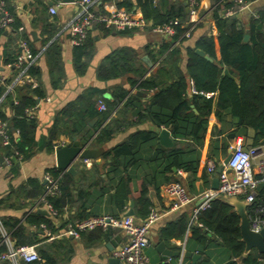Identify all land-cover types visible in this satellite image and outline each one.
<instances>
[{
	"label": "trees",
	"instance_id": "1",
	"mask_svg": "<svg viewBox=\"0 0 264 264\" xmlns=\"http://www.w3.org/2000/svg\"><path fill=\"white\" fill-rule=\"evenodd\" d=\"M6 3V8L14 17L11 24L13 34L9 43L13 46V55L6 60L14 70L16 77L21 71L16 66L19 56L22 52L20 46L23 40L28 41L34 54H38L42 49L33 48L31 45L30 35L25 29L19 30L22 22L16 14L14 8ZM137 5L141 7L143 17L154 23H163L171 19H179L180 22L175 25V34L169 39L158 57L164 50L172 47L173 43H178L163 57L156 70L148 73L138 54L129 48H120L114 51L110 56L98 66L97 75L99 79L109 80L132 74L134 77H128L131 86L138 84V91L129 94L128 89L121 88L113 93L112 98H108L105 90L91 87L80 95L75 101L70 102L57 115L54 123V133L51 137L57 136L62 130V116L70 115L78 110L88 114L90 118L99 117L100 125L107 121L114 107L125 100V106L134 105L135 114L138 121H150L155 129L149 131H137L131 134L126 140L115 145L105 152L104 158L110 160L107 172L108 187H103L98 197L104 194L109 195L111 203L107 214L112 217H122L129 204L130 199L135 200L137 216L143 218L148 216L150 207H152V192L160 194L162 185L171 181L183 180L179 177L170 179L167 172H173V168L181 169L187 172L186 188L190 193L198 191V170L202 155L209 117L214 111V99L206 97L203 92H218L217 108L215 114L223 122H229L235 127L252 126L255 129L253 144L260 145L264 143V13L260 11V18H249L246 26L240 16L222 18L219 11L224 7L233 4L232 0H209V5L213 6L219 3L213 11V18L216 20L217 33L212 31L201 37L195 46H186L187 57H183L181 45L188 38L182 37L188 28V12L184 5L185 0H176L175 3L166 11H162L156 4V0H136ZM253 1V0H246ZM197 9L200 13L205 12L202 0H197ZM119 8L129 12H134V2L131 0H120L116 2ZM48 2L40 1V7L37 13L40 21L43 22V31L46 38L43 39L45 46L48 41L52 40L60 30V25L54 23L53 19L47 15ZM103 10V4L98 8ZM99 28L110 31L104 24H97ZM201 26L198 25L193 33ZM248 27V29H247ZM93 29V28H92ZM91 29V30H92ZM5 29L0 30V35ZM91 30L83 42L78 43L74 49V65L79 73H84L89 60L92 58L95 42L91 37ZM249 34L250 38L246 41L245 35ZM218 45V46H217ZM204 50L213 61H208L196 53V49ZM219 59H217V53ZM47 56L54 85H58L64 78V69L62 65L61 47L56 40L51 42L43 51ZM158 58H156L157 60ZM228 68L230 73L237 78L234 79L224 74V69ZM34 78L40 76V67L31 65L25 72ZM5 78V83L0 82V99L7 92V84L15 77ZM39 79V78H38ZM191 81L194 82L198 93L191 92ZM19 87H15L17 90ZM33 93L21 95L16 104H13L14 113L8 117L0 108V117L8 122L10 130L19 129L18 139L12 136L10 145H3L0 142V158L11 157L12 164L9 169L12 173H17L19 163L29 158L34 152L37 145L36 128L37 121L29 115V109L37 105V98L44 96V91L40 85L31 87ZM19 90V89H18ZM153 90V92H151ZM149 94L145 102H141L143 95ZM12 92L6 93V99L11 100ZM99 99H103L107 104V110L100 111L97 107ZM1 106V104H0ZM227 111L228 119L223 117V112ZM111 121L102 125L98 131L94 143L103 145L110 140L115 132ZM87 125H78L72 123L70 129L72 138L78 135ZM162 128H169L171 131L174 145L171 148H163L158 144V132ZM62 132V131H61ZM75 134V135H74ZM228 138L236 136V131L232 130L227 133ZM217 142V140H214ZM213 143V141H212ZM53 148V147H51ZM149 148L153 151L148 157V162L153 165V171L137 172L144 165L142 163L143 151ZM229 142H223L221 146L215 145L210 150L209 158L213 159L217 166L228 153ZM1 164V161H0ZM75 165V164H74ZM79 187L78 198H75L74 177L65 171L59 169H50V175L58 179V191L55 194L46 195L45 200L52 205L57 213L58 218H63L67 211L75 212L69 215L63 221L66 226L69 222L87 219L93 216H99L94 212H88L89 197H92L90 191L81 186V181L85 178L84 172L79 170ZM138 178L141 180L140 187L137 189V195L134 196L131 184ZM204 182L210 184L211 179L205 174ZM112 186V187H111ZM25 195L40 200L45 194L43 185L35 179H30L23 186ZM264 204V181L259 184L257 202L249 208ZM43 206L44 202H40ZM1 213V212H0ZM2 215V214H1ZM3 217V216H2ZM4 219V218H3ZM198 221L202 224L204 231L195 229L194 237L198 252L203 255L202 262L208 263L212 258L214 248L218 249L221 264H264V253H259L253 249L247 256H244L245 243L241 240L240 216L229 205L223 197L215 198L211 201L210 207L200 211ZM6 227L11 232L16 246L36 245V248L44 260V264H57L55 250L59 246V241L55 238L50 239V235L45 233L43 236L38 233V229L32 234L27 233V228L45 225L48 231L54 235L57 232V224L49 217H46L38 211L28 215L25 222L19 219H4ZM185 228V227H184ZM116 229V228H115ZM114 232L113 228L106 229L96 228L88 232L90 239L102 241ZM86 233L83 232L82 235ZM70 239V236L65 237ZM51 241H48V240ZM44 243L41 247L38 244ZM5 250L0 246V253ZM215 255V254H214ZM1 264H11L9 261H3Z\"/></svg>",
	"mask_w": 264,
	"mask_h": 264
},
{
	"label": "crops",
	"instance_id": "2",
	"mask_svg": "<svg viewBox=\"0 0 264 264\" xmlns=\"http://www.w3.org/2000/svg\"><path fill=\"white\" fill-rule=\"evenodd\" d=\"M1 1L2 0H0V2ZM40 1L48 2L50 5L48 0H7V3H9L16 11L24 29L29 33L32 47L38 50L42 49L37 54L36 62L33 64L40 67L41 73L38 77L39 79L34 78L33 76L28 78V75L25 73L23 81L18 82L15 86L19 87V90H14L15 87L7 90L6 93H9L10 91L12 92L11 96L13 97L11 100L8 101L6 99V93L3 95L4 97L1 98L0 108L8 117H11L14 113L13 104L18 102L20 96L25 94L33 95V93L30 92V86L33 88L40 85L41 90L44 91V96L37 98V107L34 111L33 117L37 121V145L34 147L35 152L29 158L19 163L17 173L10 172L9 167L4 164L0 165V212L4 219H19L20 222H25L28 215L35 211L54 220L57 224V228H59L57 232H54L55 239L59 241V246L55 250L57 264H110L109 258L113 256V250H110L107 244L116 236H120L121 239L117 242V246L124 243L127 237L123 229L113 228L114 232L102 241H94L93 239H90L88 236V232L90 231H86V234L81 235L80 238L70 237V239H66L65 237L68 236L61 235L66 227L63 224V221L67 219L69 215L74 214L76 208L74 207L72 211H67L63 218H58L57 213L52 214V212L44 205H40L42 198L40 200H35L34 197L31 198L30 196L25 195V189H23V186L27 184L28 180L35 179L46 189L47 176L50 175L48 171L50 169H58L55 155L56 147L72 141L73 134L70 129L72 123L75 122L78 125H87V128L83 129L75 137L81 141L82 145L90 148H103L104 152L98 159H89L88 162L79 159L75 162V165H77L79 170L83 171L85 175V178L81 181V186L88 189L92 194V197H89L88 203L90 208L87 211L99 215L107 214L111 206L109 201L110 193L104 194L100 197L97 195L103 187L110 186L107 182V172L110 160L104 158L105 152L126 140L131 134L137 131L153 130L155 129V126L150 121H138V117L135 114L136 106H125V100H122L114 107L108 120L102 124L104 125L111 121L113 125L112 127L115 129L112 138L103 145H96L94 140L98 131L102 127V125H100L99 117L90 118L88 114H84L81 110L75 111L71 115L69 113L62 116V132L60 131L57 136L52 138L51 134L54 133L53 126L56 117L64 107L70 102L75 101L91 87L105 90V94L108 98H112L113 93H116L117 90L121 88L128 89L129 94L138 91V84L131 86L128 81V77H134L132 74L109 80L98 78V66L114 51L120 48L133 49L138 54V57L142 59V63L138 64H142L144 68L147 69V72L150 73L157 69L159 61L165 57L172 47H169L168 49L166 48L158 57L162 48L167 45L166 43L169 41V39L163 34L153 32L149 29L115 30L109 28L110 31L108 32L103 28L94 26L91 30V37L95 42L94 53L89 60L85 72L79 73L74 65V49L77 44L73 43L70 33L65 29L66 22L76 11V5L61 3L56 7L57 12L55 14H52L48 7L47 15L53 19L54 23L60 25V30L56 33L55 37L48 41L44 46L43 39L46 38V34L43 31L44 24L42 21L38 20L40 17L36 11L40 7ZM117 1L120 0H100L97 4V9L101 4H103L104 7L116 3ZM131 1L135 4L133 11L143 15L141 7L137 5V1ZM175 1L176 0H156V4L162 11H166L175 3ZM249 2L254 9L264 13V0H253ZM202 3L205 8L209 6V0H202ZM241 18L247 26L250 18L249 14L244 13ZM33 31L36 32V38L32 34ZM209 31H211V28L208 24L201 26L184 44L181 45L184 58L187 57L185 47L189 45L195 46L196 42L201 37L208 34ZM12 34L13 30L9 28L5 29L0 35V67L3 68V70H0V76H4L5 78L14 76L13 67L6 62V59L13 55L12 52L14 51L13 46L9 43ZM54 40H56L61 47L62 65L64 69V78L61 82H58L57 86L52 82L48 59L43 52ZM216 53L217 59H219L218 51H216ZM145 56H148L152 66L144 60ZM156 58L158 59L156 60ZM234 79L237 80L236 77H234ZM13 80L17 81V76L13 78ZM151 92H153V90ZM140 93L144 97L141 102H145L149 94ZM210 93H212L211 97L214 99V111L209 117L206 137L202 147L200 166L197 174L199 179L197 182L198 191L193 193L189 192L191 196H194V199L180 209L171 208L172 199L164 191V186L167 183L162 185L160 194L157 195L155 192H152L153 203L150 210L156 209L161 213V216L150 229V244L146 248L149 264H221L220 256L217 253L218 249L214 248L213 252L215 255L213 254L208 263H206V261L202 262L203 255L198 252L199 248L196 245L194 228H197V231L204 232L206 228H202V224L198 221V217L194 219L195 208L201 201L197 195L208 188H211V181L216 173H210L207 169V161L210 159V150H212L215 145L221 146V144L226 141L229 142V148L237 142H243V144L248 147L253 146L255 144H253V136L256 131L252 126H242L237 128L227 122V120L226 122H223L218 119L215 114L218 92ZM222 114L225 119H228L229 114L227 111H224ZM92 121L94 122L93 126L90 125V122ZM232 130L236 131V136L229 139L227 133ZM214 140H217V142H214ZM158 144L163 148H171L165 147L160 143L159 132ZM151 154H153V151L149 148H146L143 151L144 159L142 160V163L144 165L140 170H137V172H145L146 170L153 171V165L148 162V157ZM205 174L211 179L209 185H206L204 182L203 178ZM166 175L167 177H170V179L179 177L184 183L187 181L188 176L187 172H184L181 169H177V171L173 170L172 173L167 172ZM140 184L141 180L138 178H136L133 184H131L132 189L134 190V196L137 195V189L140 187ZM75 191H77V195L74 192L75 198L77 199L78 189L76 188ZM131 201L134 202L133 209L135 212L132 216L137 223H141L143 218L137 216L136 204L133 198L129 200L124 215L129 211ZM40 209H46L50 214L45 215L39 212ZM37 229L40 235L43 236L45 233L47 234V230H45L42 225H40V228H37L35 225L30 226L27 228V233L32 235V237H35V234L33 235L32 233ZM48 241L51 240L49 239ZM44 243L46 242H41L38 245L43 247ZM161 244L164 248L160 247ZM163 249L171 252L165 254L162 251ZM188 251L194 252L199 256L196 259L186 257L184 253ZM21 264L35 263L22 261Z\"/></svg>",
	"mask_w": 264,
	"mask_h": 264
},
{
	"label": "built area",
	"instance_id": "3",
	"mask_svg": "<svg viewBox=\"0 0 264 264\" xmlns=\"http://www.w3.org/2000/svg\"><path fill=\"white\" fill-rule=\"evenodd\" d=\"M52 2L49 10L52 14L57 12L56 7L62 3L61 0H48ZM100 0H76L73 4L76 5L74 15L66 22L65 29L70 33L73 43L78 44L83 42L87 37L88 32L97 24H104L105 27L115 30L126 29H149L153 32L163 34L170 39L175 34V25L180 22L179 19H171L163 23H154L144 19L143 15L138 12H129L119 8L116 3L103 7V10L97 9V4ZM188 7V28L182 37L190 38L193 31L198 25L208 24L211 31L216 35V20L212 14L216 6H208L205 12L200 13L197 9V0H185ZM233 4L222 8L219 15L222 18L232 16H243L244 13L249 14V17L260 18L259 10L254 9L249 1L232 0ZM0 30L11 28L14 17L6 8V3L0 2ZM24 27L20 26L19 30ZM178 43H173L172 48ZM22 52L16 66L21 68L17 75V81L12 80L7 84L8 89H12L20 81H23L25 72L29 66L36 62L37 55L33 53L28 41L23 40L20 44ZM15 81V82H14ZM0 82L5 83V77L0 76ZM191 92L198 93L194 82L191 81ZM206 97H211L212 93L203 92ZM1 104V99H0ZM37 105L30 108L29 115L34 117V111ZM97 107L100 111L107 110V104L103 99H99ZM20 135L19 129L10 130L7 121L0 117V142L7 146L11 144L12 136L18 139ZM231 157L229 162L224 165L220 172L219 187L217 189L208 188L197 197L201 199L199 205L195 208L194 219L198 217L200 211L210 207L211 201L218 197H237L244 199L250 203L248 213L250 217V226L254 231L264 229V204L256 205L249 210L257 202L258 187L264 181V143L260 145L245 146L243 142H237L230 148ZM4 164L10 167L12 164L11 157H2ZM88 162V159H84ZM0 164V165H1ZM218 166L213 159H208L207 169L210 173H215ZM58 191V179L47 176V185L45 194L42 197L44 206L56 214V211L45 198L46 195L55 194ZM164 191L172 199L171 208L180 209L190 203L194 196H191L186 185L180 181H171L164 186ZM161 213L156 209H151L148 216L141 222L137 223L133 216L124 215L116 218L110 215L93 216L83 220L67 223L61 235L80 238L83 232L91 231L96 228L106 229L108 227L123 229L126 233V241L120 246H117L112 255L121 259L126 264H149V258L146 254V248L150 244V229L153 224L160 218ZM42 227L47 230L50 239L55 238L45 225ZM0 246H4L5 250L0 253V264L3 261H9L11 264H21L22 261L35 264H44V260L36 249L35 245L16 246L12 238L11 232L6 227L4 219L0 213Z\"/></svg>",
	"mask_w": 264,
	"mask_h": 264
},
{
	"label": "water",
	"instance_id": "4",
	"mask_svg": "<svg viewBox=\"0 0 264 264\" xmlns=\"http://www.w3.org/2000/svg\"><path fill=\"white\" fill-rule=\"evenodd\" d=\"M62 3L66 4H73L76 0H61ZM52 4V2H50ZM184 5L186 6V11L188 12L187 3L184 2ZM33 36L36 38V32H32ZM250 38L249 34L245 35V40L248 41ZM196 53H198L200 56L204 57L208 61H213L212 57H210L206 52L200 48L196 49ZM144 60L147 61V63L152 66V63L150 62L148 56L144 57ZM0 70H3L2 67H0ZM224 74L228 75L232 78V74L230 73L228 68L224 69ZM141 94V93H140ZM90 125H94V122H90ZM159 139L160 143L165 147H172L174 145L173 138L171 137V132L169 128H162L159 131ZM104 152L103 148H90L85 145L81 144V141L77 137H73L72 141L64 144V145H58L55 149V155H56V165L59 170L65 171L70 173L74 179L76 180L75 187H79V173L75 167V162L77 160H84V159H98L101 157L102 153ZM231 157V150H228V153L226 157L222 160L220 165L218 166L216 173L211 181V188L217 189L219 187V176L220 172L224 168V165H226L229 162V159ZM0 161H3V158H0ZM175 171H177V168H174ZM46 183V182H45ZM75 194L77 195V191H75ZM225 201L231 205L234 210L238 213L240 216V232H241V240L245 243V250H244V256H247L253 249H256L259 253H264V229L260 231H254L250 226V217L248 213V207L250 206V203L247 202L244 199H240L237 197H223ZM130 209L126 213V215H134V202L131 201ZM39 212L49 215V211L46 209H40ZM121 239L120 236H116L114 239H112L107 246L110 250H114ZM161 248H164L163 245H160ZM165 254L170 253L171 251H168L166 249L162 250ZM186 257H191L193 259H196L199 255L188 251L184 253ZM110 264H124V262L121 261V259L116 258L114 256H111L109 258Z\"/></svg>",
	"mask_w": 264,
	"mask_h": 264
}]
</instances>
